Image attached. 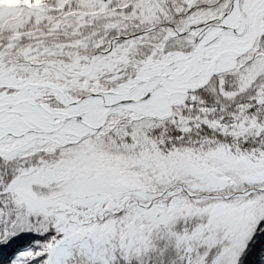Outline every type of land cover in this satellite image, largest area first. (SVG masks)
I'll list each match as a JSON object with an SVG mask.
<instances>
[{
    "label": "snow or ice",
    "instance_id": "1",
    "mask_svg": "<svg viewBox=\"0 0 264 264\" xmlns=\"http://www.w3.org/2000/svg\"><path fill=\"white\" fill-rule=\"evenodd\" d=\"M0 264H264V0H0Z\"/></svg>",
    "mask_w": 264,
    "mask_h": 264
}]
</instances>
